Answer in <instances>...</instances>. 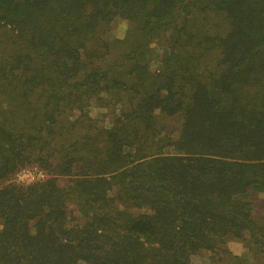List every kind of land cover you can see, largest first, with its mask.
Listing matches in <instances>:
<instances>
[{"label": "trees", "instance_id": "obj_1", "mask_svg": "<svg viewBox=\"0 0 264 264\" xmlns=\"http://www.w3.org/2000/svg\"><path fill=\"white\" fill-rule=\"evenodd\" d=\"M257 193L264 0H0V264L264 255Z\"/></svg>", "mask_w": 264, "mask_h": 264}, {"label": "rangeland", "instance_id": "obj_2", "mask_svg": "<svg viewBox=\"0 0 264 264\" xmlns=\"http://www.w3.org/2000/svg\"><path fill=\"white\" fill-rule=\"evenodd\" d=\"M125 27L124 21H116L112 25L111 34L114 36H120L122 30ZM91 115H96V110H90ZM38 176V169L36 166H29L18 170L14 174V179L20 183H28L31 181L32 177ZM253 197H258L259 201L257 204H261V207H264V193H257ZM257 199V198H256ZM262 212L261 208H256L255 210ZM226 252L219 253L218 255H213L211 252L206 250H201L197 253H194L190 256L192 263L194 264H241L243 261L246 264H253L255 259H258L256 262H264V255L254 254L252 251H249L241 242L229 241L225 244ZM238 257V258H236ZM241 259V263L238 259Z\"/></svg>", "mask_w": 264, "mask_h": 264}, {"label": "built area", "instance_id": "obj_3", "mask_svg": "<svg viewBox=\"0 0 264 264\" xmlns=\"http://www.w3.org/2000/svg\"><path fill=\"white\" fill-rule=\"evenodd\" d=\"M43 175H42V173H41V171H39L38 170V176L36 175L35 177H32V179H31V181L32 180H34V179H36V178H40V177H42ZM15 180V179H14ZM16 181V180H15ZM16 182H18V181H16ZM30 182V181H29ZM20 183V182H19Z\"/></svg>", "mask_w": 264, "mask_h": 264}]
</instances>
